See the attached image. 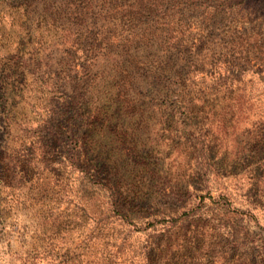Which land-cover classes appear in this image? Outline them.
Segmentation results:
<instances>
[{
  "label": "rangeland",
  "instance_id": "374dc122",
  "mask_svg": "<svg viewBox=\"0 0 264 264\" xmlns=\"http://www.w3.org/2000/svg\"><path fill=\"white\" fill-rule=\"evenodd\" d=\"M176 56L190 59V118L148 108L153 66L163 59L172 73ZM118 58L140 67L133 104L96 115L118 87ZM71 95L77 120L60 109ZM201 136L212 156L203 182ZM75 148L88 166L114 168L141 214L113 212ZM167 169L186 174L201 211L225 200V221L264 237V0H0V264H145L163 228L147 192ZM227 229L204 245L218 248Z\"/></svg>",
  "mask_w": 264,
  "mask_h": 264
},
{
  "label": "trees",
  "instance_id": "16d2710c",
  "mask_svg": "<svg viewBox=\"0 0 264 264\" xmlns=\"http://www.w3.org/2000/svg\"><path fill=\"white\" fill-rule=\"evenodd\" d=\"M157 44L161 47L162 39H159ZM179 59L181 62L177 63V68L172 73L167 71L168 68L164 63L166 61L163 59H160L157 65L153 66L152 75H150L152 81L149 86H151V92L153 91L154 95L148 101V108L150 107L154 111V107H158L163 112L164 106L168 109V116L174 117L176 112H179L182 118H190L191 114L194 115V111H192L194 100L192 96L188 97L186 91L182 89L185 79L183 74L187 73H183L182 68L186 66L190 59L185 56L182 58L176 56L175 63ZM119 60L120 58L114 60L116 70L113 75H110V77H115L116 72L122 75L121 79L119 78L114 83L118 87L113 96L106 97L102 104L100 103L95 107L96 115L106 114L110 111L106 117L112 118L116 116L115 109H120L121 106L129 109L133 104L126 89L134 84L133 73L131 74L133 67L135 69L140 67L133 59L128 61L129 65H125L124 59H122V62ZM175 65L172 64L171 68L174 69ZM130 66L131 71L128 70ZM127 76L128 79L125 78ZM108 78L109 75L105 76L104 80ZM79 108L78 102L72 95L71 100L64 98L60 106L61 112L68 115L70 120H77L76 116L80 114L78 112ZM86 114L90 115L91 113L86 111ZM205 115L204 119L209 116L208 113ZM73 133L74 136L71 138V142L76 145L80 138L77 130H74ZM203 141L204 139L201 136L199 145L200 150L204 151L201 157L197 156L199 155L197 143L192 146L197 154L196 162L199 165L197 172L199 173L198 180L200 182L207 180L208 170L212 166L210 162L212 156L210 157L209 152L204 150ZM79 154L78 148H75L72 151V158L80 159ZM85 159L81 158L79 160V162L84 163L79 169L89 182L98 184L108 193L107 202L112 207L113 212L117 210L121 217L130 220L133 218L130 215L138 216L141 214L137 210L139 204L135 203V196L131 194L132 189L130 186L126 187L121 178L117 177L114 168L107 164L88 166ZM155 170L152 169L151 171L153 172L152 178H155L154 174L157 172ZM162 172L164 173L162 180L156 178L157 181H160L159 184L156 183L158 186L147 192V204L148 207L155 208L151 214L153 216L152 220L160 216L163 228L158 238L149 243L145 264H264V237H256L257 233L248 232V229L242 226L241 218L231 222L225 221L224 218L227 215V211L224 209L225 200L216 201L217 213L215 214L201 211L202 206L200 204L194 205L192 199L200 198L199 202H201L202 197L198 195L197 191L190 189L191 187L185 179L186 174L172 173L169 169ZM183 180H186V182H183ZM201 186L199 190L204 189L202 183ZM158 193L160 198L157 197ZM220 226L225 229L228 227L226 238L214 241V244H220V246L214 249L209 244L204 245L206 234L211 233L213 229L216 230ZM254 244L257 245L256 250Z\"/></svg>",
  "mask_w": 264,
  "mask_h": 264
}]
</instances>
